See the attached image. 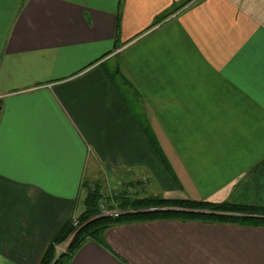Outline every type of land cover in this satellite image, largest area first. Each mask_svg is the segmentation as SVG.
<instances>
[{
	"label": "crops",
	"instance_id": "crops-1",
	"mask_svg": "<svg viewBox=\"0 0 264 264\" xmlns=\"http://www.w3.org/2000/svg\"><path fill=\"white\" fill-rule=\"evenodd\" d=\"M143 175L163 200L264 208V0H0V264H38L78 194L114 205ZM100 238L69 264H264V227L157 220Z\"/></svg>",
	"mask_w": 264,
	"mask_h": 264
},
{
	"label": "trees",
	"instance_id": "trees-1",
	"mask_svg": "<svg viewBox=\"0 0 264 264\" xmlns=\"http://www.w3.org/2000/svg\"><path fill=\"white\" fill-rule=\"evenodd\" d=\"M166 16L159 19H165ZM118 29V28H117ZM114 90L123 103L131 110L127 96L128 84L118 67L107 73ZM131 112V111H130ZM136 121L146 141L159 162L168 169L166 159L159 147L156 136L147 121L136 115ZM99 190L88 192L83 200L84 211L76 217L79 228L72 226V219L65 222L46 246L38 264H69L73 256L89 239L102 237L114 226L157 220H178L180 222H202L220 225L264 227V208L234 205L229 202L212 204L193 200H163L154 198L134 199L126 193L114 197V205L109 201L107 211H117V217L102 215L98 205L102 202ZM111 203V204H110ZM103 206V205H100ZM168 208L169 210H154ZM206 211V212H202ZM101 239V238H100ZM65 243V250L57 254V247Z\"/></svg>",
	"mask_w": 264,
	"mask_h": 264
},
{
	"label": "rangeland",
	"instance_id": "rangeland-1",
	"mask_svg": "<svg viewBox=\"0 0 264 264\" xmlns=\"http://www.w3.org/2000/svg\"><path fill=\"white\" fill-rule=\"evenodd\" d=\"M140 179L142 180V181H140V184H139L140 188L137 187L134 190L143 189V190H145V192L142 193L141 195H138V194H140V192H138V194L133 197L135 200L139 199V198L142 199V198H148V197L149 198H154V199H164L165 193L162 190V188H160L158 186V183L156 182V180L154 179V177L152 175H150V176L143 175V177H141ZM104 181H105V179H103V178L100 180V182H102L101 184L103 186H105L104 185ZM118 186H119V189L122 188V185L119 184ZM134 186H136V185H132L130 187V189H133ZM123 190H126V187ZM106 194L108 195L107 190H106ZM154 195H156V196H154ZM83 197H84V195L81 194V193L78 194L77 197H75V198H78L77 202H76L75 209H74V211H75L74 213H76L77 216H79L84 211V207H83L84 206L83 205V200L84 199H83ZM129 197H132V195H129ZM101 201L102 202L98 205V207H99L100 210H102V215H103L104 213H108V211H107L108 204L106 203L107 198L103 197V195H102V200ZM100 205H103V206H100ZM163 209L169 210L168 208H163ZM202 212H206V211H202ZM76 217L74 216L72 219H76ZM64 250H65V243L63 245H60L59 247H57V254L64 252Z\"/></svg>",
	"mask_w": 264,
	"mask_h": 264
},
{
	"label": "built area",
	"instance_id": "built-area-1",
	"mask_svg": "<svg viewBox=\"0 0 264 264\" xmlns=\"http://www.w3.org/2000/svg\"><path fill=\"white\" fill-rule=\"evenodd\" d=\"M125 192L129 196V195H133L134 193H136V190H134V189H128V190H125ZM103 215H110V216L117 217L119 215V212L112 211V212L104 213ZM72 226L75 229H78L79 228V223H78V221L76 219H72Z\"/></svg>",
	"mask_w": 264,
	"mask_h": 264
},
{
	"label": "water",
	"instance_id": "water-1",
	"mask_svg": "<svg viewBox=\"0 0 264 264\" xmlns=\"http://www.w3.org/2000/svg\"><path fill=\"white\" fill-rule=\"evenodd\" d=\"M154 210H165L163 208H159V209H150L149 211H154ZM53 264V263H52Z\"/></svg>",
	"mask_w": 264,
	"mask_h": 264
}]
</instances>
